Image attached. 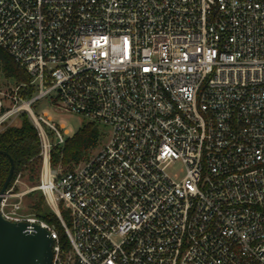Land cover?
<instances>
[{
  "label": "built area",
  "instance_id": "2783aa9c",
  "mask_svg": "<svg viewBox=\"0 0 264 264\" xmlns=\"http://www.w3.org/2000/svg\"><path fill=\"white\" fill-rule=\"evenodd\" d=\"M0 48L35 87L24 98L0 75V130L30 113L32 189L67 243L25 191L8 188L0 210L48 228L50 264H264V0H0ZM53 90L109 128L73 167H53L66 131L31 106Z\"/></svg>",
  "mask_w": 264,
  "mask_h": 264
},
{
  "label": "trees",
  "instance_id": "16d2710c",
  "mask_svg": "<svg viewBox=\"0 0 264 264\" xmlns=\"http://www.w3.org/2000/svg\"><path fill=\"white\" fill-rule=\"evenodd\" d=\"M0 75L2 78L17 84L25 83L19 90L24 98H30L34 95L35 87L30 83L31 74L25 67L16 62L9 52L1 48ZM18 117L19 123L13 121L0 130V189L11 167L10 159L5 152H8L14 160V171L7 189L11 188L18 178H26L30 182H36L40 178L42 156L40 155L41 140L38 129L28 111H21ZM106 135L107 131L104 125L89 120L72 136L65 138L62 144L53 146L51 156L53 167L60 164L63 167H73L80 161L87 159L95 149L101 147ZM30 209L27 211L35 213L51 224L59 232L62 242L67 243L68 238L60 217L55 209L48 204L42 191ZM61 212L67 219V211L63 206H61Z\"/></svg>",
  "mask_w": 264,
  "mask_h": 264
},
{
  "label": "water",
  "instance_id": "95a60500",
  "mask_svg": "<svg viewBox=\"0 0 264 264\" xmlns=\"http://www.w3.org/2000/svg\"><path fill=\"white\" fill-rule=\"evenodd\" d=\"M10 159V171L0 189V203L14 171ZM54 238L48 228L39 223L29 225L26 221L6 219L0 210V264H50L53 257Z\"/></svg>",
  "mask_w": 264,
  "mask_h": 264
},
{
  "label": "rangeland",
  "instance_id": "374dc122",
  "mask_svg": "<svg viewBox=\"0 0 264 264\" xmlns=\"http://www.w3.org/2000/svg\"><path fill=\"white\" fill-rule=\"evenodd\" d=\"M3 81L5 80L2 78V82ZM57 95V90H53L51 95L42 97L37 100L32 105V108L36 114L48 113L52 117V121L59 124L60 126H63L64 130L66 131L65 136L67 138L72 136L75 132L79 130L80 127L87 123L89 121V118L79 113L58 108L56 102L54 101V98ZM10 121L19 123L20 119L17 115L14 116ZM108 130L109 128H106V131ZM52 140L55 141L53 134ZM96 150L97 149H95L94 151ZM182 169L183 165L181 162H176L169 168L170 172L173 174L182 173ZM38 182L39 180H37L36 182H30L26 178H18L12 184V187L15 192H26L23 196L25 211L31 210L30 206L41 195V191L39 189H32L34 186L37 185Z\"/></svg>",
  "mask_w": 264,
  "mask_h": 264
},
{
  "label": "crops",
  "instance_id": "0c3cea01",
  "mask_svg": "<svg viewBox=\"0 0 264 264\" xmlns=\"http://www.w3.org/2000/svg\"><path fill=\"white\" fill-rule=\"evenodd\" d=\"M13 122V121H12Z\"/></svg>",
  "mask_w": 264,
  "mask_h": 264
}]
</instances>
